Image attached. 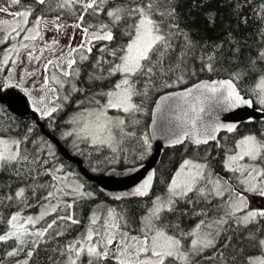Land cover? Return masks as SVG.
<instances>
[{"label": "snow or ice", "instance_id": "6c2138e0", "mask_svg": "<svg viewBox=\"0 0 264 264\" xmlns=\"http://www.w3.org/2000/svg\"><path fill=\"white\" fill-rule=\"evenodd\" d=\"M53 2L59 11L49 19L45 12ZM20 4L8 0L0 8L13 17L0 21V91L20 90L54 131L61 101L84 93L62 137L79 152L83 144L107 149L113 158L138 144L142 159L154 136L139 132L145 102L158 90L178 89L153 101V124L163 118L167 145H183L188 155L171 175L157 181L153 170L113 197L136 198L135 205L90 211L78 235L67 239L82 224L78 205L95 194L58 162L53 144L34 124L5 125L0 116V173L12 181L0 183V243L11 242L6 256L23 254L16 264H29L47 245L50 264H264V205L255 206L264 200V130L239 133L238 123L220 116L256 104L264 108V0L233 4L240 23L253 31L226 41L229 54L223 44L194 41L177 0H33L9 11ZM66 10L75 13L71 25L64 22ZM48 32L54 35L46 40ZM57 35L68 43L61 46ZM45 51L52 55L44 57ZM42 58V68L28 69ZM218 71L227 78L198 79ZM82 72L86 92L76 84ZM66 86L69 94L62 96ZM221 132L237 135L229 140ZM154 183L162 188L154 191ZM31 208L38 211L25 214Z\"/></svg>", "mask_w": 264, "mask_h": 264}, {"label": "trees", "instance_id": "16d2710c", "mask_svg": "<svg viewBox=\"0 0 264 264\" xmlns=\"http://www.w3.org/2000/svg\"><path fill=\"white\" fill-rule=\"evenodd\" d=\"M243 2L244 0H177L178 3L177 10L181 14L183 25L191 31L194 41H196L197 43L203 42L206 45L223 44L224 45L223 50L225 51L226 54H229L228 49L230 45L228 43H225L226 41H229L233 38H235L236 40H244V38L246 36H249V34L253 31V29L250 26L245 27L243 24L240 23V20L236 14V9H234L233 7L234 3L243 4ZM32 3L33 0H21L20 5L12 6L9 8V10L13 12H17L19 10H22L24 6L30 5ZM0 7L2 8L8 7V0H0ZM51 7H52L51 12H45L47 18L54 17L56 12L59 11L56 8L54 2L51 4ZM243 12L245 15L249 14V8L244 7ZM62 15L64 21H68L70 23L74 22V17H75L74 12L70 13L69 11L66 10ZM209 15H211V17L214 18L212 22H210L209 20ZM229 33L232 34L231 37L228 35ZM247 42L248 44L251 45L253 43V38L250 37ZM41 46H42V42L41 44H38V47ZM251 54L252 55L255 54V48L252 49ZM93 55H95V49L93 50ZM225 67H228V65L226 64ZM85 76L86 74L82 72L79 80L76 81V84L78 87L84 88L86 92L89 87L88 83H81V81L85 80ZM217 77L227 78V74L222 71H218L215 74L203 72V73H199L198 79L199 80L207 79V78L213 79ZM196 79L197 78L190 80L189 85L194 83ZM14 90L20 91L18 89H14ZM172 90H176V89L158 90L152 94L151 99L149 101L145 102L146 112L145 114L140 115L138 117L141 120V126L139 128V132L148 133V125L151 119V111L154 105L153 101H156V99L161 94ZM68 94L69 91L66 86L64 90H61V95L63 96ZM83 97H84V93L73 92L70 95L69 101L67 102L61 101V103L64 104V107L61 112L56 114L55 131L53 130V127L49 125L48 120L40 118L38 113L34 111L33 112L38 116L40 121H42V123L44 124L45 128L51 134L55 135L65 145V147L68 150L73 152L76 156L80 157L84 161L86 169L92 174H96V175L102 174L106 170L112 167L126 168L130 166H136L148 160V158L150 157L153 151L154 148L153 145L150 151L143 154L142 159L138 158L139 153L136 151V149L139 146L138 144L130 145V154L121 153L116 158H113V154L107 149H104L102 151H95L91 147H85L83 144H81L80 147L82 149V152H79L73 147V144L71 142L66 141L61 135L65 129L66 121L70 119V117L78 110L80 106L78 105L77 102L83 99ZM256 106L262 108L258 104H256ZM0 107H3L6 110L4 113H0V116L3 117L2 122L5 125L9 121H13L17 124H29V125L34 124L36 132L44 136L42 134L41 126L37 125L35 119L32 117L31 114L26 117H18L15 114H13L6 105L0 103ZM254 129L264 130V120L262 121L254 120L249 124H244L240 126L238 132L244 133ZM234 135L237 134L222 133L220 136L221 137L227 136L228 139L231 140ZM44 137L48 139L46 136ZM203 147H207V146H202V148ZM54 148L57 153L58 162L64 164L65 170L72 172L73 175L74 174L77 175L78 177L76 178L78 179L79 182H82L85 185V189L95 194L94 199L83 201L78 205L77 211L79 216L81 217L82 224L81 226H74L73 231L70 233V235H68L67 239H72L73 237L78 235L76 229L77 227L82 228L83 224L87 222V216L90 211H96L98 209H103L109 206L115 207L122 203H127L129 205H135L137 203L136 198H129L126 199L125 201H115L113 198L109 197L106 193L101 192L95 184L87 181L79 174L78 167L76 165L65 161L59 155L55 146ZM213 154H215L214 147H213ZM187 155L188 152L185 151L183 145L165 149L162 159L156 168L157 181H159L165 176L174 173L176 168L179 166V163ZM3 182L12 183V181L9 180V177L6 173H0V183ZM160 188H162V185H160L159 183H155L153 190L158 191L160 190ZM37 211H38L37 208H31L26 210V212H37ZM49 219H51V217H49ZM59 239H64V237H61ZM10 245L11 242L0 243V260L3 261V264H16L17 260L24 259L23 254L17 257H7L5 253L11 250ZM48 253H50V249H48V246L42 245L41 249L38 250V254L33 256V258L29 261V264H50V261L46 258V254Z\"/></svg>", "mask_w": 264, "mask_h": 264}, {"label": "water", "instance_id": "95a60500", "mask_svg": "<svg viewBox=\"0 0 264 264\" xmlns=\"http://www.w3.org/2000/svg\"><path fill=\"white\" fill-rule=\"evenodd\" d=\"M224 78L225 77H217L213 79H224ZM202 80H210V79L207 78ZM176 90H172V91H176ZM163 94H161L160 96H162ZM158 98L156 100H158ZM0 103L6 105L8 109L18 117H26L31 114L32 117L35 119L37 125L41 126L42 134L52 142V144L56 147L59 155L65 161L76 165L78 167L79 174L84 179L95 184L101 192L106 193L111 198L123 192L130 191L132 187L138 184L139 182H141L149 172L153 170L156 171L157 165L161 161L165 149L171 148L167 145L164 136V127L167 122L163 118H161L157 120L155 124H153V119H154V117L152 116V112L154 109V105H153L151 111V119L148 125V134L151 135L154 133V136L151 139V143L154 148L148 160L136 166H130L126 168L112 167L106 170L102 174L99 175L92 174L86 169L85 163L80 157L76 156L73 152L68 150L65 147V145L55 135L51 134L45 128L42 121H40L38 116L32 111L31 107L29 106V102L27 98L24 96V94L14 89L2 90L0 91ZM165 114H166L165 111L162 109L161 117H163ZM176 114L178 113H172L170 115L174 117ZM220 116L222 121L236 122L238 123L240 128V126L244 124H249L254 120H260V121L264 120V109L257 107L256 105L254 108L242 107L240 109L222 112ZM222 133L224 132H221L219 135H221ZM177 146H181V145H177ZM129 169H135V171H129ZM129 198H133V197H128L126 199Z\"/></svg>", "mask_w": 264, "mask_h": 264}, {"label": "rangeland", "instance_id": "374dc122", "mask_svg": "<svg viewBox=\"0 0 264 264\" xmlns=\"http://www.w3.org/2000/svg\"><path fill=\"white\" fill-rule=\"evenodd\" d=\"M0 8H2V7H0ZM10 12H12V13H14L13 11H11V10H9ZM52 17H49V19H51ZM5 19H7V20H12L13 19V17L11 16V15H8L6 12H4V11H0V21H3V20H5ZM65 23H67V24H69V25H71L72 23H70V22H68V21H64ZM73 31V29L72 28H68V32H72ZM52 35H54V33L53 32H48L47 34H46V40L49 38V37H51ZM57 38L60 40V45L61 46H63L64 44H67L68 43V41H67V39L64 37V36H62V35H57ZM75 43H79V32L77 31V40L76 41H74V44ZM38 44H41V42L40 43H38ZM52 54L50 53V52H47V51H45V53H44V57H50ZM42 63H43V58H42V61H41V65H36V64H28L27 65V67H28V69L29 70H32L33 68H37V67H41L42 68ZM17 71H19V69H17ZM53 71H55L54 69H53ZM35 79L37 80V82H39L40 81V79H41V76L38 74L36 77H35ZM29 83H31V81H29ZM33 95H35V96H39V95H41V93L38 91V90H36V89H33ZM76 177H78L77 175H73V179H75V180H78ZM261 205H264V200H260V199H257L256 201H255V206H257V207H260ZM36 212H25V214H35Z\"/></svg>", "mask_w": 264, "mask_h": 264}]
</instances>
